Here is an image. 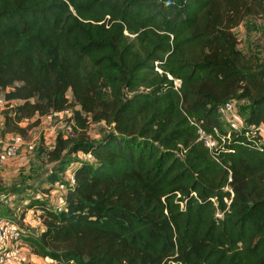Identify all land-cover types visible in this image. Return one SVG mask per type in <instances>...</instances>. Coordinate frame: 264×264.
Segmentation results:
<instances>
[{"label":"trees","instance_id":"16d2710c","mask_svg":"<svg viewBox=\"0 0 264 264\" xmlns=\"http://www.w3.org/2000/svg\"><path fill=\"white\" fill-rule=\"evenodd\" d=\"M256 18L264 0H0L1 136L78 108L37 177L49 194L74 163L60 210L31 184L3 192L26 189V209L42 213L41 231L21 236L31 256L264 264V66L233 32ZM232 100L249 108L226 131L218 109ZM9 209L0 217L15 221Z\"/></svg>","mask_w":264,"mask_h":264},{"label":"rangeland","instance_id":"374dc122","mask_svg":"<svg viewBox=\"0 0 264 264\" xmlns=\"http://www.w3.org/2000/svg\"><path fill=\"white\" fill-rule=\"evenodd\" d=\"M233 32L238 40V50L242 52L245 58L249 60L253 66H264V20L259 18L246 20L239 27L234 29ZM232 103L234 107L233 113L222 118V127L223 130L226 131L241 130L245 126L244 117L248 113L249 103L247 101L232 100ZM51 124L52 122L48 123L45 119H41L40 124L32 129L25 139L32 140L36 137L40 139ZM57 124H53L56 136L58 134L67 136L73 133V125L64 121L61 124ZM1 128L2 118L0 116V139H3L6 136H1ZM104 130L105 126L103 124H93L89 128L88 134L91 138H97ZM53 144L54 139L42 138L38 141L33 152L21 151L14 158L0 163V204L5 208H10L8 217L14 218L24 231H38V229L35 230L34 227H31V221L41 225V223L37 221L36 215L32 214L31 210L26 209L28 203H25L24 200L31 196L32 193L26 192V189L21 193L8 194L3 192L4 189H9L13 186L20 185L24 187L26 184H31L32 186H36V192L39 194L40 184L38 183L37 177L41 179L44 175V170L50 167V164L47 163L45 153L53 148ZM77 156L82 159V155ZM74 167L73 163L66 168L62 178L63 181L68 182ZM53 194L55 195L53 197H50V195L46 197L41 194H39L38 197L45 198L53 206L51 201L56 202V200H60V196L56 195L57 192ZM22 245L23 243L19 246L22 261L24 264H33L32 262H28L30 253L27 252Z\"/></svg>","mask_w":264,"mask_h":264},{"label":"built area","instance_id":"2783aa9c","mask_svg":"<svg viewBox=\"0 0 264 264\" xmlns=\"http://www.w3.org/2000/svg\"><path fill=\"white\" fill-rule=\"evenodd\" d=\"M5 106V102L2 97H0V110ZM78 108H70L60 112L52 111L47 116L41 118L45 119L48 123L52 122L51 125L45 130V134L41 136L40 139H54L55 142V132L53 124H61L63 121L73 125L72 120L73 113ZM234 107L232 101H228L219 107L218 113L222 118H225L233 113ZM58 125V124H57ZM56 125V126H57ZM260 134H264V125H261L258 129ZM199 137L204 143L205 147L212 150L216 143L211 135L205 134L202 130L198 131ZM39 138H34L32 140H26L19 135H7L5 138L0 139V163L6 160L14 158L21 151L33 152L35 146L38 144ZM54 145V144H53ZM82 159L90 160L91 155H82ZM74 179L73 175L70 176L68 182L57 183L54 187V192H57L62 197L64 196L68 187L73 186ZM63 204L55 205V210L59 211ZM31 213L36 215L37 221L41 223L40 211H32ZM23 229L20 227L19 223L16 221L8 220L0 217V264H24L20 256L19 246H21V236L23 234ZM46 264H55L49 258H41Z\"/></svg>","mask_w":264,"mask_h":264},{"label":"crops","instance_id":"0c3cea01","mask_svg":"<svg viewBox=\"0 0 264 264\" xmlns=\"http://www.w3.org/2000/svg\"><path fill=\"white\" fill-rule=\"evenodd\" d=\"M53 193H54V190H52L49 194H46L45 196L47 197V196L50 195V197H53V196H55ZM56 195L60 196V200L59 201L56 200V202L55 201L54 202L51 201L53 203V205L63 204V197L61 195H59L58 193ZM31 224H32L31 227H34L35 230L38 229V231H36L35 233H39L41 231L42 225H39L38 223H35V222H32V221H31ZM22 246L24 247L25 250H27V252H29V249H28V247L26 245L23 244ZM28 262H32L33 264H45L41 260V258L33 257L30 254H29V257H28Z\"/></svg>","mask_w":264,"mask_h":264}]
</instances>
